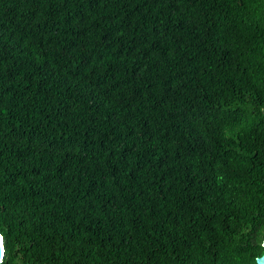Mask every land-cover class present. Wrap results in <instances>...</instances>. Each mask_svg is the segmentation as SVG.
<instances>
[{
	"label": "trees",
	"instance_id": "trees-1",
	"mask_svg": "<svg viewBox=\"0 0 264 264\" xmlns=\"http://www.w3.org/2000/svg\"><path fill=\"white\" fill-rule=\"evenodd\" d=\"M0 264H256L264 0H0Z\"/></svg>",
	"mask_w": 264,
	"mask_h": 264
},
{
	"label": "water",
	"instance_id": "water-1",
	"mask_svg": "<svg viewBox=\"0 0 264 264\" xmlns=\"http://www.w3.org/2000/svg\"><path fill=\"white\" fill-rule=\"evenodd\" d=\"M262 246L264 247V238H263ZM3 254H4L3 238L2 235L0 234V263L2 261ZM256 264H264V253L256 258Z\"/></svg>",
	"mask_w": 264,
	"mask_h": 264
}]
</instances>
